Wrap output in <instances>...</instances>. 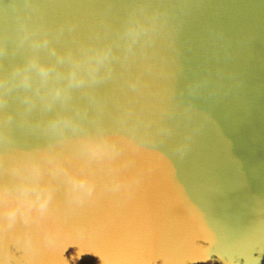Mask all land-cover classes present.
I'll return each instance as SVG.
<instances>
[{
  "label": "water",
  "instance_id": "95a60500",
  "mask_svg": "<svg viewBox=\"0 0 264 264\" xmlns=\"http://www.w3.org/2000/svg\"><path fill=\"white\" fill-rule=\"evenodd\" d=\"M0 264H264V0H0Z\"/></svg>",
  "mask_w": 264,
  "mask_h": 264
}]
</instances>
